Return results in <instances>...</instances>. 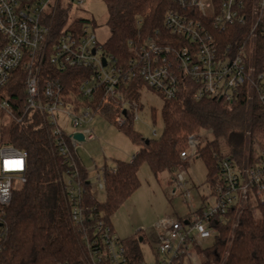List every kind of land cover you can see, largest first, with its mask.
I'll return each instance as SVG.
<instances>
[{"label":"built area","instance_id":"built-area-1","mask_svg":"<svg viewBox=\"0 0 264 264\" xmlns=\"http://www.w3.org/2000/svg\"><path fill=\"white\" fill-rule=\"evenodd\" d=\"M168 1L178 8L165 16L168 36L156 31L155 37L130 39L126 55L116 57L105 50L89 25L74 21L71 7L82 9L85 0H0V112L18 124L39 116L48 125L51 145L65 169L63 192L72 221L82 232L87 264H149L144 259L133 261L104 213L84 201L87 186L97 201H105L106 175L117 171L116 165L89 168L80 156L86 143L99 140L92 125L96 116L104 118L103 107L117 112L112 125L121 128L129 117L133 122L138 119L140 105L132 97L133 85L140 82L170 102L183 83L190 82L196 100L231 108L246 97L249 102L256 100L264 113V71L257 72L252 63L258 34L264 35V0H250V4L249 0ZM69 7L67 25L53 37L50 23L58 9ZM250 18L253 23L245 41L225 45L222 34ZM47 61L54 73L45 70L42 75ZM18 69L26 80L24 102L15 106L9 97L1 96ZM76 134L84 140H74ZM208 135H190L180 158L188 163L200 159L199 149L210 140ZM214 158L218 183H209V190L197 199L188 188L186 170L171 175L170 194L181 198L188 212L156 224L154 264H195L197 249L203 260L204 246L214 241L217 226L226 225L231 212L239 216L246 208L264 211V149L256 161L243 166L229 155L215 152ZM27 169V152L0 148V264L5 210L14 183H26ZM91 171L95 172L92 178Z\"/></svg>","mask_w":264,"mask_h":264},{"label":"trees","instance_id":"trees-1","mask_svg":"<svg viewBox=\"0 0 264 264\" xmlns=\"http://www.w3.org/2000/svg\"><path fill=\"white\" fill-rule=\"evenodd\" d=\"M105 2L110 36L104 46L116 57L126 55V43L130 39L155 37L156 31L168 36L165 16L169 10L178 9L168 0ZM69 13L70 7L58 9L50 23L53 37L67 25ZM138 22H142L141 26ZM76 23L80 26L83 20ZM252 23L250 18L245 25L230 27L221 40L225 45L242 43ZM252 63L257 72L264 71V35L258 34ZM43 67L42 75L45 70L54 73L48 61ZM61 75L55 72V76ZM25 80L26 74L21 69L14 71L1 98L9 97L15 106H20L24 102ZM66 83L69 85L71 81ZM141 84L138 82L132 87L135 100ZM194 93L191 83L185 82L178 96L165 102L164 131L160 139L142 138L134 131L130 117L125 126L118 128L139 145L138 153L131 162L117 161V171L107 173L105 201H97L89 186L84 198L86 205L104 213L109 225L121 206L140 188L138 173L144 164L156 179L188 168L190 164L180 154L187 148L190 135L210 133L211 139L199 149L207 168L208 183H218L215 152L229 155L241 166L256 161L254 143L260 140L264 144V113L258 102H249L243 97L228 110L216 101L196 100ZM102 111L106 121L112 124L117 112L110 106L103 107ZM48 131V125L39 116L18 124L0 112V148L12 146L28 154L27 181L14 188L11 204L5 210L3 264H87L82 232L72 221L63 192L61 181L65 169L51 145ZM259 213L256 216L250 208L239 216L236 211L231 212L226 225L217 226L218 235L213 244L201 252L204 257L201 264H264V211ZM140 238L144 242V236L138 232L123 240L133 261L144 259Z\"/></svg>","mask_w":264,"mask_h":264},{"label":"rangeland","instance_id":"rangeland-1","mask_svg":"<svg viewBox=\"0 0 264 264\" xmlns=\"http://www.w3.org/2000/svg\"><path fill=\"white\" fill-rule=\"evenodd\" d=\"M74 21L83 20V24L89 25L98 37L100 43L105 44L110 36L107 26L108 9L105 0H85L84 7L72 6ZM140 111L138 119L134 122V131L145 140L160 139L164 131L162 110L165 104L160 94L142 84L138 89V100ZM231 110V108H226ZM61 117V116H60ZM92 128L97 141L86 143L80 149V156L85 165L89 168L96 166L103 168L105 165L114 167L117 161L131 162L138 153L139 145L132 141L123 131L106 121L102 116L95 118ZM66 132H70L68 126H64ZM156 133V135L154 134ZM197 132V134H205ZM211 139V136H207ZM204 144L203 146H205ZM264 144L257 140L254 143L255 157L259 156ZM186 168L188 173V188L197 199L200 195L209 190L207 180V168L203 160L198 159L189 163ZM248 163H245L246 165ZM185 170V169H184ZM95 172L91 171V178ZM141 183L140 188L121 206L118 212L111 218V226L121 240H127L138 232L144 236V242L140 243L144 261L149 264L156 262V224L166 217H174L179 214L185 216L188 212L181 198H174L170 194L171 176L163 174L156 179L147 164H144L138 173ZM21 186L15 182L14 187ZM101 201L104 196H100ZM252 209V208H250ZM252 211L256 216L259 212ZM211 241L204 246L206 249L213 244ZM197 249L195 264H201L202 256Z\"/></svg>","mask_w":264,"mask_h":264},{"label":"water","instance_id":"water-1","mask_svg":"<svg viewBox=\"0 0 264 264\" xmlns=\"http://www.w3.org/2000/svg\"><path fill=\"white\" fill-rule=\"evenodd\" d=\"M104 63H105V60H104ZM73 139L76 140V141H83L84 140V137L83 135L81 134H76V135H73ZM142 238H140V242H142Z\"/></svg>","mask_w":264,"mask_h":264}]
</instances>
